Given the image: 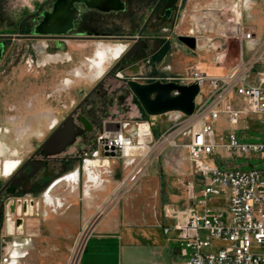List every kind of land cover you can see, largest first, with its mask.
Segmentation results:
<instances>
[{
  "label": "flooded vegetation",
  "instance_id": "flooded-vegetation-1",
  "mask_svg": "<svg viewBox=\"0 0 264 264\" xmlns=\"http://www.w3.org/2000/svg\"><path fill=\"white\" fill-rule=\"evenodd\" d=\"M179 2L25 0L11 9L0 1V256L8 237L17 236L5 226L18 199H38L74 159L72 147L94 143L102 122L95 99L123 90L134 99L129 78L166 81V58L172 49L182 55L180 35L186 34H176L173 45L158 32L169 33L167 23L177 22ZM89 73V86L78 82ZM44 103L51 105L46 121Z\"/></svg>",
  "mask_w": 264,
  "mask_h": 264
},
{
  "label": "built area",
  "instance_id": "built-area-1",
  "mask_svg": "<svg viewBox=\"0 0 264 264\" xmlns=\"http://www.w3.org/2000/svg\"><path fill=\"white\" fill-rule=\"evenodd\" d=\"M232 20L224 21V28L216 35L220 40L234 37L240 45L237 59L225 73L209 74L191 63L181 75L166 78L198 84V102L193 113L170 111L171 124L158 135L151 122L140 116L104 120L96 136V148L85 161L87 171L93 174V165H104L103 170L107 171L116 162L129 167L111 197L114 199L146 171L157 150L166 145L187 148L191 169L200 177L202 186L198 192L193 184L187 189L188 197L200 204L201 209H196L194 204L187 207L182 211V219L174 224L181 237L179 254L184 257V264H264V167L220 168L212 157L221 150L227 157L257 153L264 160V140L245 143L236 135L240 120L248 128V114H264V65L256 71L253 80L249 79L253 66L258 62L264 64V37L257 40L252 25ZM186 33L194 37V49H218L213 34L201 44L193 27ZM243 40L247 43L246 56ZM221 116L232 125L225 134H217L215 130ZM103 170L97 171L99 177ZM221 188L225 190L224 202L215 206L212 198L221 194ZM48 193H42V202L51 198ZM108 204L105 201L100 208ZM212 239L220 240L221 244L213 243ZM2 259L4 264H9L12 252L8 251Z\"/></svg>",
  "mask_w": 264,
  "mask_h": 264
},
{
  "label": "rangeland",
  "instance_id": "rangeland-1",
  "mask_svg": "<svg viewBox=\"0 0 264 264\" xmlns=\"http://www.w3.org/2000/svg\"><path fill=\"white\" fill-rule=\"evenodd\" d=\"M1 6L2 4L5 8L15 9L19 5V2H25V0H0ZM182 2V5L179 8V17L177 18V22L173 23V21H167L168 25H170L171 30L167 33L166 30L159 31L158 33L161 35H169L168 37H162L164 40L167 39L168 42H172L173 45L176 43V34H187L186 32L190 27L194 28V33L197 34L200 38V43H204V39L210 35H214V41L218 45V49L210 50L214 54V58L217 59L220 55H225L226 61L231 62L232 64L237 59L239 53V43L238 40L234 37H227L224 40H220L219 34L220 31L224 28L223 22L226 20H241L243 23H247L255 27L257 26L260 19L264 22V0H179ZM179 2V3H180ZM261 21V20H260ZM165 22V21H164ZM166 23V22H165ZM117 25V22H114ZM216 33V34H215ZM192 36V35H189ZM193 37V36H192ZM222 39V38H221ZM227 40V42H226ZM224 41V42H223ZM175 42V43H173ZM225 45H224V44ZM224 45V46H223ZM183 47H186V44L183 43ZM223 46V47H220ZM206 50L204 48L196 49ZM244 56L247 55L248 51L243 48ZM194 56L192 54L187 53L183 50L182 55L178 54L174 49L171 50L169 57L166 58V63L168 64V74L172 77H177L181 75L184 71L185 66L193 61ZM231 64V65H232ZM230 65V66H231ZM264 64L261 62L256 63L250 71L249 79L253 80L255 78L256 71L262 67ZM89 75L86 76L84 81L82 82L85 86H89L93 82V77ZM173 80V79H172ZM177 80V79H176ZM113 82V79L109 80ZM167 81V80H166ZM108 82V80H107ZM81 84V83H78ZM114 84V83H113ZM59 87L63 88V86L59 83ZM107 88H111L109 84ZM77 90V89H76ZM133 94V93H132ZM78 96H75L77 98ZM96 106L100 109L102 122L101 127L98 132L102 129V124L104 120L115 119L117 117L124 116H132L131 112L134 107H136V102L133 99L131 93L128 91H122L119 95H107L104 97H97L95 99ZM43 110V118L46 121L51 113V105L49 103H44ZM63 113V112H62ZM61 114V112H60ZM135 116V115H134ZM157 115H149V117L153 121V127L156 128ZM52 117V116H51ZM140 117L148 119L147 115H141ZM149 120V119H148ZM45 121L43 127H45ZM150 121V120H149ZM246 121L248 123V128L244 127V121L240 120L236 125V135L239 141L250 143L264 140V114H248L246 116ZM155 125V126H154ZM158 126V125H157ZM232 125L229 123L227 118L221 116L216 123V133L225 134L228 129ZM97 132V133H98ZM97 133L94 134L93 144L90 142L88 144H78L73 146L75 149V157L66 162L63 166L64 170L60 174H63L60 180H58L54 186L49 188V193L51 198H47L42 207L49 208L54 206L56 208V215L51 216L49 210L47 215H37L36 211H14L11 213V222L12 227L6 224V229L17 236H9L8 245L11 244L13 239H16L15 245L19 248V254L14 261V264H59L58 260H62L61 264H87L86 259L91 254V249L93 251L95 236L92 234L95 232V224L96 220H98L104 213L108 212L111 207H113L116 203L125 200L128 204L129 212H130V221L131 222H155L156 216L160 218L159 211L157 206L159 202L157 201L155 209L156 212H153V203L150 204L149 212L146 214L145 205L147 201H150L147 195L141 194L140 183L147 177V172L150 170L155 179L154 187L152 186V192L150 196L156 195L157 192V178L159 174L163 176L164 180H178L182 178L187 185V181L191 180L188 176L190 173V161L187 156V148L183 145L179 146H170L166 145L165 147L156 151L152 156V160L146 169V171L137 179L135 183L129 185L127 189L123 188L122 192L114 198L111 197L117 191V188L121 182V179L127 174L129 167L122 166L120 162L118 164H114L106 171V174H110L109 176L103 172V176L106 178L103 181V189L107 190L106 195L102 199L101 203L92 210V212L88 216H83V206L84 203L81 199L82 197V188L84 187V175L89 171H87V167L85 166V161L87 156H91L92 151L96 148V136ZM212 157L214 161L219 165V167H224L226 163L229 165H239L241 169H250L253 167H264V160L259 157L257 153H248L242 156L233 155L229 158H222L219 154H213ZM95 174L90 173L93 177H90V184L92 188H99L100 184L96 180H100L98 175L100 171L99 166L93 165ZM102 170V168H101ZM110 170L111 173H110ZM75 171V172H74ZM150 172V173H151ZM70 173V174H69ZM77 174V177H73V174ZM72 174V176H70ZM87 176V175H86ZM192 176V175H191ZM57 177V176H56ZM74 178V179H73ZM56 179V178H55ZM96 179V180H95ZM107 180V181H106ZM96 181V182H95ZM94 182V184H92ZM107 182V183H106ZM98 184V185H96ZM182 184V183H180ZM105 185V187H104ZM183 190L187 191V187L185 185H181ZM202 185H197L196 189ZM74 187V191H76V199L74 200L69 192H72V188ZM94 190V189H93ZM224 188H221V194L215 196L216 202H222L224 197ZM140 192V193H139ZM44 193V192H43ZM139 193V201L141 204V209H139L138 216L135 215L134 207L136 203V194ZM36 195L28 194L24 199L31 200L32 198L36 199ZM58 196V197H57ZM42 194H38L37 198L41 202ZM56 197V198H55ZM23 199V200H24ZM108 199H110L108 204ZM148 199V200H147ZM55 200V201H54ZM59 200V201H58ZM108 204L105 205V208L101 209L100 206L103 203ZM50 204V205H49ZM58 204H60L58 206ZM137 204V203H136ZM139 204V205H140ZM144 207V208H143ZM100 212V215L98 212ZM198 209H201V205L199 204ZM71 214V216L69 215ZM19 216L22 219L18 225L14 224L15 217ZM25 219V221H23ZM22 221V223H21ZM21 224V225H20ZM22 230V233L19 231ZM90 230V231H89ZM56 232L59 234H68L70 237L69 243H67L66 248L62 249L63 257H60L59 252L56 251ZM74 233L73 236H70ZM87 233V234H86ZM25 236L27 238H25ZM65 239L68 236H60ZM85 237V238H84ZM157 244L161 245L164 241V236H157ZM19 240V241H18ZM107 240L99 241V244L104 245L106 249L108 246L106 245ZM213 243L221 244L220 240L212 239ZM157 244H153L152 241L148 240L143 243L139 249L143 251L141 255H146L147 257L140 256V260H152L159 259L162 261H169L172 264H184V257L179 254H173L174 258H170L168 252L162 251L159 249ZM7 245V246H8ZM12 245V244H11ZM10 245V247H11ZM15 245H12L15 247ZM171 245H180L177 242ZM5 246L2 251V255L0 256V264L3 263L2 257L5 256L8 251ZM55 248V249H54ZM23 250H27V252L22 255L20 254ZM5 253V254H4ZM108 260L109 264H114V251L108 250ZM59 256V258H58ZM7 264V263H6ZM171 264V263H170Z\"/></svg>",
  "mask_w": 264,
  "mask_h": 264
},
{
  "label": "crops",
  "instance_id": "crops-1",
  "mask_svg": "<svg viewBox=\"0 0 264 264\" xmlns=\"http://www.w3.org/2000/svg\"><path fill=\"white\" fill-rule=\"evenodd\" d=\"M261 20V21H260ZM259 22L257 21L258 25L254 27L255 31V37L257 40H261L264 37V22H262V19H260ZM247 43L245 40L242 41V47L246 48ZM195 47V46H194ZM194 47L186 46L185 51L187 53L192 54L194 56L193 61L191 63L195 64L198 68L204 70L205 72L209 74H222L225 73L230 65L231 62L226 61L225 55H220L217 59H215L213 52L210 50H199L196 51ZM190 63V64H191ZM137 106L132 109V116H141L143 113V110L141 109L139 104H136ZM157 125L156 128L153 127V121L148 115V119L151 122L153 131L156 135L160 134L162 131H164L167 127L170 126L172 121V112L168 111L162 114H158L156 116ZM155 126V125H154ZM216 130V129H215ZM219 134V133H217ZM215 154H219L222 158H229L223 154L221 150L217 151ZM232 157V156H230ZM214 159V158H213ZM5 161V160H4ZM114 164L119 163H113ZM218 165V164H217ZM219 166V165H218ZM233 166H239V165H229L226 163V165L222 168H231ZM191 167V166H190ZM221 168V167H220ZM112 170H110L111 173ZM75 172V171H74ZM149 170L147 172V177L140 183L141 187V194L147 195L148 199L150 201H147V204H143L145 207L146 214L149 212L150 204L153 203V212H156L158 209V213L160 218L156 216L155 222H131L130 221V210L128 208V204L125 200H122L118 203H116L111 209L104 213L98 220H96L95 224V232L92 234V236H95L94 240V247L93 251L91 249V254L87 257L86 262L87 264H109L108 260V250L114 251V264H162V263H171V260L169 261H162L159 259H152V260H140L137 258H140V256L147 257L146 255H141L143 251H140L139 247L143 245L144 242L150 240L153 244H157V236H164V243L159 245V249L165 252H168L170 258H174L173 254H179V246L171 245L177 242L178 244H181V237L179 234V231L177 228H175L174 224L182 219V211L184 209H187V207L195 205V208L198 209L199 204H196L188 197V190H183V187L181 185H185L188 189V185L193 184L194 190L199 191L200 187L196 189L197 185H202L200 177L196 175L192 169L190 168L189 171V177L191 180L187 181V185L184 182L182 178H179L178 180H164L163 176L159 174V177L157 178V192L156 195L152 197L150 196L152 192V186L154 187L155 179L152 175V172ZM107 172H105L106 174ZM70 174V173H69ZM63 174H59L56 177V181L60 180ZM87 175V176H86ZM102 173H100V176ZM110 175V174H106ZM192 175V176H191ZM72 176V174L70 175ZM76 177V174H73V177ZM78 176V175H77ZM90 177H93L92 174L88 172L84 175V187L82 188V201L84 203L83 206V216H88L94 208H96L106 195L107 190L103 187H101L104 183V180H96L100 186L99 188H92V185L90 184ZM103 178V176H102ZM74 179V178H73ZM101 179V178H100ZM95 181V182H96ZM107 181V180H106ZM107 183V182H106ZM182 183V184H180ZM94 184V182H92ZM98 185V184H96ZM105 187V185H104ZM94 189V190H93ZM74 187L72 188V192H69L72 198L75 200L77 195L76 191H74ZM49 191V189H45L44 192ZM139 192V193H140ZM139 193L136 195V203H135V209L134 213L138 216L139 209H141V204L138 203L139 199ZM58 197V196H57ZM56 198V197H55ZM26 199V198H25ZM147 199V200H148ZM212 199H215L213 197ZM32 200V199H31ZM36 202H34L33 206H26V211H36V214L38 215H47L48 210L51 213V216L56 215L58 212H56V208H44L42 205H44V202H40L39 199H35ZM157 201L159 202V205L156 207ZM224 200L221 202H216L213 200L211 203L215 206H219L220 204H223ZM22 202L20 199L17 201V212L22 211ZM140 204V205H139ZM60 204H58L59 206ZM143 207V208H144ZM167 210V211H165ZM157 213V212H156ZM71 216V214H69ZM25 221V219L23 220ZM20 223V222H19ZM18 223V224H19ZM22 223V221H21ZM21 225V224H20ZM10 228L12 227V222L9 223ZM57 236L55 239L56 242V251L59 252L60 257H63V253L65 254V251L61 252L62 249L66 248L67 243H69L70 237L68 234H59V232H56ZM74 233L70 236H73ZM60 236H68V238L63 239ZM25 238H27L25 236ZM106 241V245L110 249H106L105 244H99V241ZM13 246L9 247L8 249H12ZM54 248V249H55ZM19 250V248L17 247ZM140 255V256H139ZM180 255V254H179ZM181 256V255H180ZM59 258V256H58ZM62 263V260H58Z\"/></svg>",
  "mask_w": 264,
  "mask_h": 264
},
{
  "label": "water",
  "instance_id": "water-1",
  "mask_svg": "<svg viewBox=\"0 0 264 264\" xmlns=\"http://www.w3.org/2000/svg\"><path fill=\"white\" fill-rule=\"evenodd\" d=\"M64 1L61 0L62 3ZM60 8H63V6H60ZM52 15L53 18H61L62 16L58 13H53ZM180 39L190 47H194L195 45L192 36L180 35ZM126 84L147 115H158L172 110L191 114L194 111L195 98L199 90V86L195 82L180 83L174 80L161 81L155 79L141 82L129 78L126 80ZM63 147L59 146L55 150H52V152H59ZM26 206V203L22 204L23 212H26ZM11 210L14 211L13 205L11 206ZM21 219V217H18V222Z\"/></svg>",
  "mask_w": 264,
  "mask_h": 264
},
{
  "label": "bare ground",
  "instance_id": "bare-ground-1",
  "mask_svg": "<svg viewBox=\"0 0 264 264\" xmlns=\"http://www.w3.org/2000/svg\"><path fill=\"white\" fill-rule=\"evenodd\" d=\"M59 19H63V17H61V18H59ZM176 82H178V81H176ZM180 83H182V82H180ZM197 102H198V99H197V96H196V98H195V107H196V105H197ZM194 107V108H195ZM193 113V112H192ZM187 156H188V154H187ZM95 162H97V161H95ZM103 167H104V165H102L101 166V168H102V170H103ZM107 170H103L102 171V175H101V179L100 180H104V179H106L104 176H103V172H106ZM102 176H103V178H102ZM48 194H50V193H48ZM29 201H31V200H28V199H25L24 201H23V203H26V205L27 206H33L34 205V202H36V201H34L33 202V200L31 201V202H29ZM55 201V200H54ZM59 201V200H58ZM50 205V204H49ZM90 231V230H89ZM9 251H11L12 252V260L10 261V263L9 264H14V261L16 260V258L15 257H17L18 256V254H19V252L20 251H18L17 250V245H15V247H13L12 249H9ZM8 264V263H7Z\"/></svg>",
  "mask_w": 264,
  "mask_h": 264
},
{
  "label": "trees",
  "instance_id": "trees-1",
  "mask_svg": "<svg viewBox=\"0 0 264 264\" xmlns=\"http://www.w3.org/2000/svg\"><path fill=\"white\" fill-rule=\"evenodd\" d=\"M134 99H135V101L139 104V102H138V100L134 97ZM140 105V104H139ZM141 107V106H140ZM141 109H142V107H141ZM143 110V109H142ZM143 113L145 114V115H147L144 111H143ZM148 116V115H147Z\"/></svg>",
  "mask_w": 264,
  "mask_h": 264
}]
</instances>
